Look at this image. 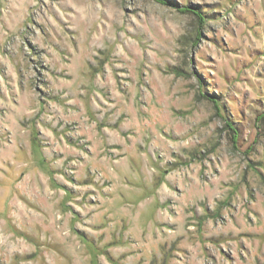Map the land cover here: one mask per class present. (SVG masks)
I'll return each mask as SVG.
<instances>
[{
  "label": "rangeland",
  "instance_id": "1",
  "mask_svg": "<svg viewBox=\"0 0 264 264\" xmlns=\"http://www.w3.org/2000/svg\"><path fill=\"white\" fill-rule=\"evenodd\" d=\"M0 264H264V0H0Z\"/></svg>",
  "mask_w": 264,
  "mask_h": 264
}]
</instances>
